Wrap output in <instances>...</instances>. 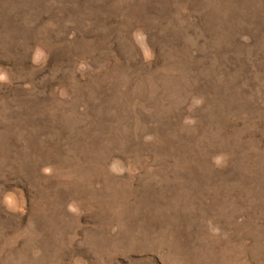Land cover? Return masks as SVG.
<instances>
[{"label": "rangeland", "instance_id": "374dc122", "mask_svg": "<svg viewBox=\"0 0 264 264\" xmlns=\"http://www.w3.org/2000/svg\"><path fill=\"white\" fill-rule=\"evenodd\" d=\"M0 264H264V0H0Z\"/></svg>", "mask_w": 264, "mask_h": 264}, {"label": "bare ground", "instance_id": "6f19581e", "mask_svg": "<svg viewBox=\"0 0 264 264\" xmlns=\"http://www.w3.org/2000/svg\"><path fill=\"white\" fill-rule=\"evenodd\" d=\"M143 87V86H142ZM162 189V188H161Z\"/></svg>", "mask_w": 264, "mask_h": 264}]
</instances>
